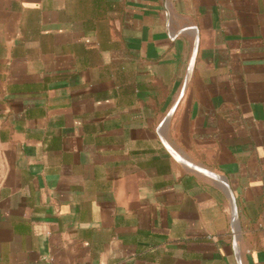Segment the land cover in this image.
I'll return each instance as SVG.
<instances>
[{
  "label": "crops",
  "instance_id": "crops-1",
  "mask_svg": "<svg viewBox=\"0 0 264 264\" xmlns=\"http://www.w3.org/2000/svg\"><path fill=\"white\" fill-rule=\"evenodd\" d=\"M0 264H264V0H0Z\"/></svg>",
  "mask_w": 264,
  "mask_h": 264
},
{
  "label": "water",
  "instance_id": "water-1",
  "mask_svg": "<svg viewBox=\"0 0 264 264\" xmlns=\"http://www.w3.org/2000/svg\"><path fill=\"white\" fill-rule=\"evenodd\" d=\"M231 200H232V205H233V209H234V201H233V198L231 197ZM235 210V209H234Z\"/></svg>",
  "mask_w": 264,
  "mask_h": 264
},
{
  "label": "built area",
  "instance_id": "built-area-1",
  "mask_svg": "<svg viewBox=\"0 0 264 264\" xmlns=\"http://www.w3.org/2000/svg\"><path fill=\"white\" fill-rule=\"evenodd\" d=\"M235 215V210L233 209V216Z\"/></svg>",
  "mask_w": 264,
  "mask_h": 264
}]
</instances>
